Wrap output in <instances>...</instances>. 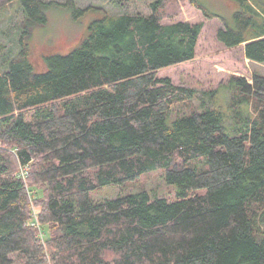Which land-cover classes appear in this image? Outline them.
<instances>
[{
  "label": "trees",
  "instance_id": "obj_1",
  "mask_svg": "<svg viewBox=\"0 0 264 264\" xmlns=\"http://www.w3.org/2000/svg\"><path fill=\"white\" fill-rule=\"evenodd\" d=\"M229 1L233 23L198 0H153L147 15L69 0L74 21L92 18L39 71L32 31L58 3L0 0L24 13L0 72V264H264V75H232L223 95L157 76L195 57L203 25L175 21L180 2L221 19L217 41L264 64V0ZM151 171L173 200L92 199Z\"/></svg>",
  "mask_w": 264,
  "mask_h": 264
},
{
  "label": "rangeland",
  "instance_id": "obj_2",
  "mask_svg": "<svg viewBox=\"0 0 264 264\" xmlns=\"http://www.w3.org/2000/svg\"><path fill=\"white\" fill-rule=\"evenodd\" d=\"M58 3L46 12L47 22L32 31L30 40L31 62L37 70L44 69V58L48 55H65L78 43L85 32L92 15L78 21L72 18L71 10L64 6L69 0H44ZM79 8H101L110 15L149 14L148 5L153 0L134 2L130 0H72ZM210 11L233 23L236 5L229 0H198ZM180 13L175 21L192 24L202 23L203 27L197 42L195 57L189 62L159 70L157 76L169 78L176 86L200 91L219 90L226 94V84L232 75L244 77L251 83V75H264V64L247 60L243 46L225 48L216 39V33L223 28L221 19H207L200 10L189 3H179ZM19 2H13L0 10V72L8 69L9 62L19 51L21 24L24 20ZM169 22V21H167ZM7 63V64H6ZM6 65V68H5ZM5 68V69H4ZM2 69V70H1ZM5 70V71H4ZM225 107V104L222 103ZM175 186L167 185L161 171L147 172L132 182L122 185H109L92 193L94 201L111 200L129 194L146 192L152 198L174 199ZM264 231V224L262 227Z\"/></svg>",
  "mask_w": 264,
  "mask_h": 264
},
{
  "label": "built area",
  "instance_id": "obj_3",
  "mask_svg": "<svg viewBox=\"0 0 264 264\" xmlns=\"http://www.w3.org/2000/svg\"><path fill=\"white\" fill-rule=\"evenodd\" d=\"M20 173L22 174V177H25L27 172L24 169H21Z\"/></svg>",
  "mask_w": 264,
  "mask_h": 264
}]
</instances>
